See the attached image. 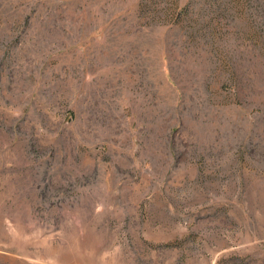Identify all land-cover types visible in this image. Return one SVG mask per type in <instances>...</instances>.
I'll use <instances>...</instances> for the list:
<instances>
[{
    "label": "rangeland",
    "instance_id": "obj_1",
    "mask_svg": "<svg viewBox=\"0 0 264 264\" xmlns=\"http://www.w3.org/2000/svg\"><path fill=\"white\" fill-rule=\"evenodd\" d=\"M0 264H264V0H0Z\"/></svg>",
    "mask_w": 264,
    "mask_h": 264
}]
</instances>
